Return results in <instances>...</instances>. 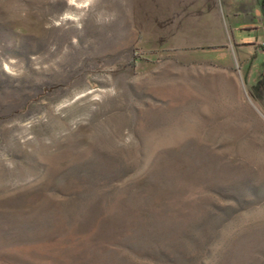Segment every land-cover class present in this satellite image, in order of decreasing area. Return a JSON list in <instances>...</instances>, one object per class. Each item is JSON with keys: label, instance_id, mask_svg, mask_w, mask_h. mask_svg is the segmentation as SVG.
Here are the masks:
<instances>
[{"label": "rangeland", "instance_id": "374dc122", "mask_svg": "<svg viewBox=\"0 0 264 264\" xmlns=\"http://www.w3.org/2000/svg\"><path fill=\"white\" fill-rule=\"evenodd\" d=\"M223 1L0 0V264H264Z\"/></svg>", "mask_w": 264, "mask_h": 264}, {"label": "crops", "instance_id": "0c3cea01", "mask_svg": "<svg viewBox=\"0 0 264 264\" xmlns=\"http://www.w3.org/2000/svg\"><path fill=\"white\" fill-rule=\"evenodd\" d=\"M261 1L233 0L234 5L231 7L230 1L224 0L223 12L230 20L229 30L237 36L231 41L228 34V41L234 54L239 51L241 53L240 59H236L244 69V78L253 92L252 98L257 106L264 108V49L259 47L264 42V8Z\"/></svg>", "mask_w": 264, "mask_h": 264}, {"label": "built area", "instance_id": "2783aa9c", "mask_svg": "<svg viewBox=\"0 0 264 264\" xmlns=\"http://www.w3.org/2000/svg\"><path fill=\"white\" fill-rule=\"evenodd\" d=\"M260 47L264 48V42H262V43L260 44Z\"/></svg>", "mask_w": 264, "mask_h": 264}, {"label": "trees", "instance_id": "16d2710c", "mask_svg": "<svg viewBox=\"0 0 264 264\" xmlns=\"http://www.w3.org/2000/svg\"><path fill=\"white\" fill-rule=\"evenodd\" d=\"M261 5L264 8V0L261 1Z\"/></svg>", "mask_w": 264, "mask_h": 264}]
</instances>
